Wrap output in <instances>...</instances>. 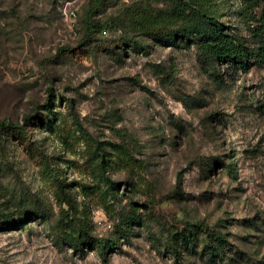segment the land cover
<instances>
[{
    "label": "rangeland",
    "instance_id": "rangeland-1",
    "mask_svg": "<svg viewBox=\"0 0 264 264\" xmlns=\"http://www.w3.org/2000/svg\"><path fill=\"white\" fill-rule=\"evenodd\" d=\"M94 1L0 0V123L21 127L0 129V264H264V61L209 68L157 38L160 0H105L88 38ZM215 2L252 45L239 0ZM82 226L76 248L63 230Z\"/></svg>",
    "mask_w": 264,
    "mask_h": 264
},
{
    "label": "trees",
    "instance_id": "trees-1",
    "mask_svg": "<svg viewBox=\"0 0 264 264\" xmlns=\"http://www.w3.org/2000/svg\"><path fill=\"white\" fill-rule=\"evenodd\" d=\"M104 1L95 0L88 12L86 19V37L88 38L96 31H102L105 28L103 24L93 20L94 14L100 10ZM160 1H165L172 7L169 12L165 10L160 12V17L162 16L164 19L166 17L169 22L158 24V20L149 17L145 30L153 33L157 38L173 39L176 43L188 45L193 41L197 44L202 62L207 67L212 68L216 64H223L247 70L252 59L264 61V0H239L236 10L240 20L248 28L252 45H248L243 36L232 32L224 23L219 21V14L213 9L216 4L215 0ZM4 128L12 129L13 132L21 131L20 126L6 121L0 123V129ZM59 199L62 200L61 197ZM65 203L72 204L69 194H65L64 200L61 201V209H64L63 205ZM37 215L39 217L44 216V211L37 210L34 217ZM6 216H3L2 224L10 226L11 222L5 219ZM28 217L30 215L22 212L15 222L18 225V222H24ZM63 231L67 235L66 240L76 248L81 247L84 241L90 238L85 231V226L71 228L70 231L64 228ZM216 235L218 242L216 244L206 242L205 247H207L203 248L204 252L205 250L208 251L210 259L218 255L219 248L225 239L219 233H216ZM94 242L104 257L107 256L109 250L116 247V241L112 239H95ZM197 243L198 237L190 229H184L175 233L167 245L178 258L186 248Z\"/></svg>",
    "mask_w": 264,
    "mask_h": 264
}]
</instances>
